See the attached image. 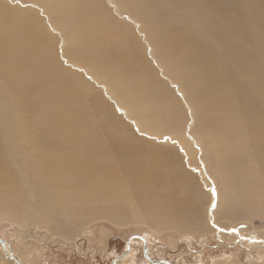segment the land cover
Here are the masks:
<instances>
[{
	"label": "bare ground",
	"instance_id": "6f19581e",
	"mask_svg": "<svg viewBox=\"0 0 264 264\" xmlns=\"http://www.w3.org/2000/svg\"><path fill=\"white\" fill-rule=\"evenodd\" d=\"M226 5L0 0V202L15 213L32 187L24 219L59 233L53 193L85 223L126 209L180 220L203 195L189 166L209 189L211 220L264 202V78L254 71L264 50L241 49ZM136 13L157 27L141 28Z\"/></svg>",
	"mask_w": 264,
	"mask_h": 264
},
{
	"label": "rangeland",
	"instance_id": "374dc122",
	"mask_svg": "<svg viewBox=\"0 0 264 264\" xmlns=\"http://www.w3.org/2000/svg\"><path fill=\"white\" fill-rule=\"evenodd\" d=\"M120 1L124 2V0ZM222 1L227 4L224 11L228 12L230 17L224 16L222 20L232 23L237 21L235 24L241 41V49L253 54L264 50V0ZM139 14L131 15L137 19L141 28L149 25L157 27V23L148 21L145 16ZM115 17H118V21L128 22L123 17L116 15ZM129 24L135 28V36L139 38L136 27L130 22ZM141 42L144 44L143 41ZM145 55L148 60L152 61V56L146 49ZM254 60H259V58ZM152 63L154 64L153 61ZM157 71L159 72L158 69ZM254 71L258 74V84H261L264 70ZM159 74L162 77L160 72ZM84 75L86 76V74ZM171 87L173 88V86ZM116 109L117 113L122 115L120 108ZM123 118L126 120V116ZM126 121L131 130H134L140 137L146 136L142 132H137L131 122ZM184 128L186 129V126ZM222 136L225 135L222 133ZM145 139L160 144V141L153 137H145ZM186 168L194 178L195 183L193 184L196 185L194 187L200 189V192L203 191L200 201L202 205L198 203V208L195 205L196 208L187 211L188 213L184 214L185 216L183 215L180 220V217H173L171 214L170 217L163 216L158 220L153 215H147L148 219L140 221L135 219V216L127 215L126 209L114 214L113 219L101 215L100 219L90 218L85 223L83 221L85 216H79L76 213L80 218L73 220L70 218L71 212H62L65 208L62 206L64 199L53 193L49 198L51 208L61 216V223H66L67 230H72L73 233L69 235L66 233L67 230L60 233L50 232L49 229L42 226H31L24 219L22 211L26 209L25 203L32 193V187L25 185L26 198L21 202L22 207H19L15 213L14 210L8 208L7 200L0 202V236L7 242L9 253L13 252L14 256L22 261V264H113L114 259L125 252L128 241L136 235L144 236L145 241L133 238L130 243V251L125 255L126 257L117 260L116 264H157L152 260L162 261L158 264H169L168 262L172 264H264V202L256 198L251 201L248 209L239 211L232 217L219 214L217 219L214 217V220H211L210 216L215 211L211 206L212 198L209 189L205 186L199 173L196 175L192 166ZM226 172H230L228 180L237 173L233 168ZM195 177L197 178L195 179ZM8 183V181L5 182V185ZM201 186L202 188H200ZM7 187L10 188V184ZM15 208L18 206L16 205ZM95 209L101 212L106 211L107 208L100 205ZM90 215L94 214L90 213ZM145 245L147 250H145ZM0 264H17L6 256L1 245Z\"/></svg>",
	"mask_w": 264,
	"mask_h": 264
},
{
	"label": "water",
	"instance_id": "95a60500",
	"mask_svg": "<svg viewBox=\"0 0 264 264\" xmlns=\"http://www.w3.org/2000/svg\"><path fill=\"white\" fill-rule=\"evenodd\" d=\"M136 236H137V235H136ZM140 237H141V236H140ZM133 238H135V237H133ZM142 239L145 241L144 238H142ZM128 243H130V241H128ZM128 243H127V246H126L125 252H124L120 257L115 258L113 264H116V261H117V260L123 258V257L126 255V253L130 251L131 246H130V245L128 246ZM6 244H7V242L5 241V239L2 238V237L0 236V245L2 246V248H3V250H4L5 254H6V256H8V257H9L10 259H12L13 261H15L17 264H22V261L19 260L17 257H15L14 254H13V252H12V253H9L10 251H8L7 248L5 247ZM145 250H147V249H146V245H145ZM152 262L158 264V263H160V262H162V261H160V260H158V261L152 260ZM168 263H169V264H172V263H170V262H168ZM50 264H57V263H50Z\"/></svg>",
	"mask_w": 264,
	"mask_h": 264
}]
</instances>
